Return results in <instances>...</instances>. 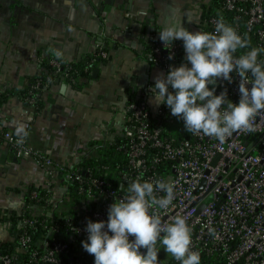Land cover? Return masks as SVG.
<instances>
[{
  "label": "built area",
  "instance_id": "built-area-1",
  "mask_svg": "<svg viewBox=\"0 0 264 264\" xmlns=\"http://www.w3.org/2000/svg\"><path fill=\"white\" fill-rule=\"evenodd\" d=\"M220 18L246 37L250 47L264 48V0H215L198 31L215 32ZM159 31L147 36L146 50L151 63L168 74L171 66L187 62L186 53L180 40L166 48ZM249 50L238 49L235 56ZM107 57L105 46L99 44L86 59L85 72L89 74L95 62ZM258 60L264 61V52ZM46 63L53 75L36 76L31 89L20 95L28 106L37 102L54 77L61 74L74 81L69 71L75 62L68 63L65 72L60 59ZM231 75V83L221 78L209 87H215L216 95L226 89L228 100L238 104L241 78L235 71ZM150 87L147 83L126 106L116 148L124 160L95 169L82 166L83 159L74 165L55 161L30 146L25 136L0 126V142L17 157L32 159L46 175L42 186L25 191L13 216L12 240L0 243V264H95L94 256L82 246L88 237L86 226L89 220L107 221L109 206L123 197L128 182L137 177L174 184V200L167 210H158L159 215L165 224L178 214L186 217L191 250L199 252L201 260L264 264V111L252 118L250 129L234 132L221 142L187 132L166 104L152 108ZM162 246L158 241V258L164 264H180Z\"/></svg>",
  "mask_w": 264,
  "mask_h": 264
},
{
  "label": "crops",
  "instance_id": "crops-1",
  "mask_svg": "<svg viewBox=\"0 0 264 264\" xmlns=\"http://www.w3.org/2000/svg\"><path fill=\"white\" fill-rule=\"evenodd\" d=\"M215 0H0V126L23 135L38 152L74 165L110 145L123 132L127 104L147 83L164 74L154 66L145 40L166 22L198 31L202 13ZM182 42V40H180ZM183 43V42H182ZM103 44L105 60L95 62L77 84L56 76L40 93L42 110L20 95L52 58L83 62ZM171 89V87H170ZM153 94L149 104L156 108ZM46 175L32 159L17 157L0 142V243L12 240L24 193L42 186Z\"/></svg>",
  "mask_w": 264,
  "mask_h": 264
},
{
  "label": "clouds",
  "instance_id": "clouds-1",
  "mask_svg": "<svg viewBox=\"0 0 264 264\" xmlns=\"http://www.w3.org/2000/svg\"><path fill=\"white\" fill-rule=\"evenodd\" d=\"M159 39L166 48L182 40L187 62L155 78L150 89L155 105L166 104L193 135L203 133L223 142L234 132L250 129L252 118L264 111V61L258 60L264 48L250 47L249 40L223 18L215 32H192L182 23L166 22ZM245 48L250 50L235 56ZM233 71L241 78L238 104L228 100L226 89L216 95L215 87H209L221 78L231 83ZM22 132L21 127L17 134ZM173 200L172 182L141 177L128 182L123 197L109 206L107 221L89 220L84 250L94 256L95 264H159V241L180 264H201L200 253L191 250L186 217L178 214L170 223H162L158 210H167Z\"/></svg>",
  "mask_w": 264,
  "mask_h": 264
},
{
  "label": "trees",
  "instance_id": "trees-1",
  "mask_svg": "<svg viewBox=\"0 0 264 264\" xmlns=\"http://www.w3.org/2000/svg\"><path fill=\"white\" fill-rule=\"evenodd\" d=\"M175 41H178V40H175ZM62 62H63L64 72H65L67 70L66 65L68 63L67 62L65 63L64 61H62ZM43 64H44L45 71H43V73H41L39 76L40 77H45L46 75L52 76L54 73V70L52 69V67H50L46 62ZM70 65L72 66V69L69 71L70 72L69 74H70L71 78L74 80L73 83L77 84L81 77H87L88 73H86L84 70L85 66H86V60L83 62L78 61V62H75V63L70 64ZM60 77H61V74H60ZM36 78L33 79L31 85L33 84V82ZM31 85L27 90H25L22 93H25L29 89H31ZM9 95H10V93H0V106L5 102V100L7 99V97H9ZM29 107L33 108L35 115H37L42 110V107H43L42 102L40 100V97H39V99H37V102L33 106H29ZM119 141L120 140L118 138L115 142H113L110 145L99 146L97 148V151L95 154H90V155L84 157L80 164L84 167L85 166L93 167L95 169L102 164H113L117 161L124 160V157L120 153H118L117 149H116L117 145L119 144ZM100 174L101 173L99 172V170L96 169V175H100ZM6 220H10L12 223H14V217L13 216L8 217ZM159 264H164L161 259H159ZM201 264H215V262L213 259H211V260L202 259Z\"/></svg>",
  "mask_w": 264,
  "mask_h": 264
},
{
  "label": "flooded vegetation",
  "instance_id": "flooded-vegetation-1",
  "mask_svg": "<svg viewBox=\"0 0 264 264\" xmlns=\"http://www.w3.org/2000/svg\"><path fill=\"white\" fill-rule=\"evenodd\" d=\"M204 13H205V12L202 13V16H201L200 22L202 21V18H203V16H204ZM200 22H199V24H198V28H199Z\"/></svg>",
  "mask_w": 264,
  "mask_h": 264
},
{
  "label": "rangeland",
  "instance_id": "rangeland-1",
  "mask_svg": "<svg viewBox=\"0 0 264 264\" xmlns=\"http://www.w3.org/2000/svg\"><path fill=\"white\" fill-rule=\"evenodd\" d=\"M183 42V41H182ZM211 198V196L207 197V200H209ZM164 249V246H162L161 250ZM158 250H160V248H158Z\"/></svg>",
  "mask_w": 264,
  "mask_h": 264
},
{
  "label": "water",
  "instance_id": "water-1",
  "mask_svg": "<svg viewBox=\"0 0 264 264\" xmlns=\"http://www.w3.org/2000/svg\"><path fill=\"white\" fill-rule=\"evenodd\" d=\"M201 186H202V184H201ZM201 209V207H199V209H198V211Z\"/></svg>",
  "mask_w": 264,
  "mask_h": 264
}]
</instances>
